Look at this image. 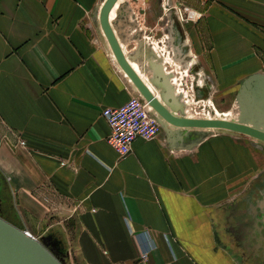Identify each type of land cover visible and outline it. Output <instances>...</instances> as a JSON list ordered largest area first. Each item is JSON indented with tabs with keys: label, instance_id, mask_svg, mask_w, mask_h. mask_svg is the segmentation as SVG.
<instances>
[{
	"label": "crops",
	"instance_id": "1",
	"mask_svg": "<svg viewBox=\"0 0 264 264\" xmlns=\"http://www.w3.org/2000/svg\"><path fill=\"white\" fill-rule=\"evenodd\" d=\"M191 1L192 22L129 8L118 22L125 54L138 38L143 62L161 57L158 29L166 70L189 67L185 113L230 112L240 83L264 74V0ZM102 2L0 0V215L34 238L59 230L71 264H264L237 220L264 173L254 141L215 133L193 145L161 129L124 157L106 142L102 110L135 90L108 54ZM176 31L184 61L172 57ZM140 234L150 241L145 260Z\"/></svg>",
	"mask_w": 264,
	"mask_h": 264
},
{
	"label": "water",
	"instance_id": "2",
	"mask_svg": "<svg viewBox=\"0 0 264 264\" xmlns=\"http://www.w3.org/2000/svg\"><path fill=\"white\" fill-rule=\"evenodd\" d=\"M117 1L103 0L97 15L99 29L117 66L130 81L135 92L151 107L165 134L180 136L193 145L215 133L246 137L255 142L254 147L264 150V74H253L240 83L235 96V118H188L185 114L186 104L181 95L175 94V87L170 82L174 74L164 71L162 56L158 55L154 59L148 53L143 62L140 54L144 43L138 38H135L137 46L134 52L124 54L122 51L120 42H126L121 34L122 25L118 22L125 21L123 25L127 23L130 9L125 2L121 3L116 10L115 19L110 23L109 15ZM176 36L173 45L175 55L172 57L184 61L187 54L183 35L176 31ZM129 61L139 65L146 77L145 81L138 76ZM193 90L194 98L198 100L201 94L198 89ZM262 185V189L256 186L261 198L255 200L254 204L249 199L247 207L240 209L237 214L239 234L245 244L254 242L253 249L251 248L253 251H264V182ZM68 260L69 252L65 244L53 233L48 232L40 238H34L0 215V264H66Z\"/></svg>",
	"mask_w": 264,
	"mask_h": 264
},
{
	"label": "built area",
	"instance_id": "3",
	"mask_svg": "<svg viewBox=\"0 0 264 264\" xmlns=\"http://www.w3.org/2000/svg\"><path fill=\"white\" fill-rule=\"evenodd\" d=\"M167 40L168 37H166L165 41L167 42ZM166 55H169L168 51ZM164 69H166V67ZM170 71L171 70H169V72ZM172 84L174 85V80H172ZM180 85V87H182V84ZM174 87L177 90L179 85H175ZM190 90L193 91L192 86H190ZM182 98H184V103L187 106L189 103L186 95H182ZM191 102L193 104V100ZM190 109L193 111V117H209V113L205 114L203 109L201 111H196L195 107ZM101 116L109 128L106 142L119 157H124L131 152L132 144L136 139L139 138L146 141L153 140L161 131V126L156 119V115L152 112V109L148 106L147 102L137 92H135V94L124 105L118 108L103 109ZM139 237L142 244L148 245L141 255V258L145 260L151 250V247L149 246L150 241L144 240V234H140Z\"/></svg>",
	"mask_w": 264,
	"mask_h": 264
},
{
	"label": "rangeland",
	"instance_id": "4",
	"mask_svg": "<svg viewBox=\"0 0 264 264\" xmlns=\"http://www.w3.org/2000/svg\"><path fill=\"white\" fill-rule=\"evenodd\" d=\"M122 2H125L127 5H128V7L129 8H132V9H135V10H139V11H141V12H143V11H145V10H147V9H157V10H161V11H165V10H168V9H172L176 14L178 13V15L180 16L179 18L181 19V21L183 22V21H186V22H188V21H191L192 22V20H195V18L198 16V14L197 13H194L195 11H194V9H192L191 8V4H193V2L191 1V0H118L117 1V3H116V5H118V4H121ZM194 5V4H193ZM192 5V6H193ZM138 20H141V19H138ZM110 21H111V18H110ZM138 23V22H137ZM101 32V31H100ZM102 34V33H101ZM103 36V35H102ZM145 38H146V40H145ZM150 38H151V40H152V38L153 37H143V39H144V42H147L148 40H150ZM154 38L155 39H153L152 41L153 42H156V43H158L159 41H160V45L158 44V46L161 48L162 47V49H163V55H162V53H161V56L163 57V60H164V62H165V66H168L169 65V63H171V61H172V59H171V57H170V53H169V55H166V46H165V36H163V34L157 29V31H156V34L154 35ZM135 38L134 39H131V40H129V43L127 44V47L129 48V49H132L133 47H134V44H135ZM106 42V41H105ZM106 44H107V42H106ZM125 44L126 43H122V42H120V46H121V49H122V51L124 52V54H125V49H124V47H125ZM164 46H165V49H164ZM107 49H108V54H109V56H110V58H111V60L116 64V61H115V58H114V56H113V54H112V52H111V50H110V48H109V46H108V44H107ZM166 52V53H165ZM169 52V51H168ZM166 64H168V65H166ZM172 64V63H171ZM190 64H191V62H190ZM176 65V68H179V69H181V71H177V72H175L174 70V68H172V66H170L169 68H168V70H172V71H170V72H172L173 74H174V72L177 74H174V75H176L173 79H174V86L175 85H179V87H177L178 89H177V91H176V88H175V91H176V95H178L177 93H179L181 96L182 95H186V97H187V93H186V91L184 90V88H182V87H180L181 85V82H182V84H186V85H189V79H190V74L188 75V68L189 67H181V65L180 64H175ZM131 66H132V68L134 69V71L138 74V76H140V78L142 79V80H144V78H145V76H144V74L141 72V70H140V67H139V65L137 64V63H134V64H132L131 63ZM119 68V67H118ZM120 69V68H119ZM168 70H166L167 71V73H169V71ZM121 71V70H120ZM122 72V71H121ZM123 73V72H122ZM123 75H124V73H123ZM125 76V75H124ZM126 77V76H125ZM126 79H127V77H126ZM128 80V79H127ZM129 81V80H128ZM145 81V80H144ZM176 81V82H175ZM130 82V81H129ZM186 82V83H185ZM186 89H188L187 88V86H186ZM188 103H189V100H188ZM216 112V113H215ZM186 115H187V117L188 118H196V117H193V115L191 114V112H189V111H187L186 112ZM224 115H226V116H228V118H235L236 116H237V109H236V103H235V99H234V108H233V110H231L230 112H226V113H218L217 111H213V113L212 114H209V117H206V118H210V116H211V118H212V116H214V117H224ZM246 138V137H245ZM247 139V138H246ZM250 140V139H249ZM257 146V145H256ZM256 148V147H255ZM259 150V149H258ZM261 152H264V150H260ZM264 155V154H263ZM260 170H262V171H264V165L261 167V169ZM8 221H10L9 219H7ZM11 222V221H10ZM16 225V224H15ZM26 226L28 227V228H30L29 227V224H26ZM40 229V228H39ZM34 231H35V229H34ZM48 232H51V233H53L56 237H58V238H60L62 241H63V243L64 244H66V241H65V239H63L64 237L62 236V234H61V232L59 231V230H57V229H52V230H49V231H47L46 233H48ZM45 232H44V234L43 235H45L46 234ZM42 235V236H43ZM40 238V237H39ZM72 263V262H71ZM70 263V260H68V264H71Z\"/></svg>",
	"mask_w": 264,
	"mask_h": 264
},
{
	"label": "bare ground",
	"instance_id": "5",
	"mask_svg": "<svg viewBox=\"0 0 264 264\" xmlns=\"http://www.w3.org/2000/svg\"><path fill=\"white\" fill-rule=\"evenodd\" d=\"M117 3V2H116ZM123 3V2H122ZM120 4H118V5H114V7H113V9H112V11H111V13H110V15H109V21H110V18H111V21H110V23L115 19V17H116V10H117V8H118V6H119ZM129 63H130V66H131V63L132 64H134L135 62H131V61H129ZM180 63V62H179ZM132 67V66H131ZM166 66L164 65V68H165ZM164 71L167 73V71H166V69H164ZM169 73H171V72H169ZM168 73V74H169ZM173 74V73H172ZM175 77V76H174ZM200 84H202V82L200 81L199 82ZM178 89V88H177ZM154 92V91H153ZM175 93H176V91H175ZM154 94H155V92H154ZM178 94V93H177ZM151 108V107H150ZM216 113V112H215ZM186 114V113H185ZM229 116V115H228ZM228 116H226V115H224V117H222V118H226V119H229L228 118ZM210 118H211V116H210Z\"/></svg>",
	"mask_w": 264,
	"mask_h": 264
},
{
	"label": "flooded vegetation",
	"instance_id": "6",
	"mask_svg": "<svg viewBox=\"0 0 264 264\" xmlns=\"http://www.w3.org/2000/svg\"><path fill=\"white\" fill-rule=\"evenodd\" d=\"M262 182H264V173L259 176L258 181H257V183H258L257 186H259L261 189L263 188ZM260 198L261 197L258 194V199H260Z\"/></svg>",
	"mask_w": 264,
	"mask_h": 264
},
{
	"label": "trees",
	"instance_id": "7",
	"mask_svg": "<svg viewBox=\"0 0 264 264\" xmlns=\"http://www.w3.org/2000/svg\"><path fill=\"white\" fill-rule=\"evenodd\" d=\"M66 264H68V262H66Z\"/></svg>",
	"mask_w": 264,
	"mask_h": 264
}]
</instances>
